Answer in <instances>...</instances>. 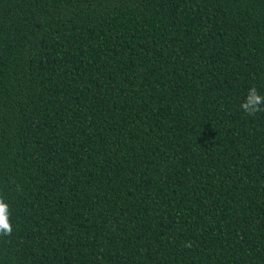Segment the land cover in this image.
<instances>
[{
  "label": "trees",
  "instance_id": "obj_1",
  "mask_svg": "<svg viewBox=\"0 0 264 264\" xmlns=\"http://www.w3.org/2000/svg\"><path fill=\"white\" fill-rule=\"evenodd\" d=\"M253 86L264 0H0V264H264Z\"/></svg>",
  "mask_w": 264,
  "mask_h": 264
},
{
  "label": "clouds",
  "instance_id": "obj_2",
  "mask_svg": "<svg viewBox=\"0 0 264 264\" xmlns=\"http://www.w3.org/2000/svg\"><path fill=\"white\" fill-rule=\"evenodd\" d=\"M264 96L258 93L256 87H251L247 94L246 100L242 103V110L249 116L264 111ZM13 231L12 224L10 223V208L9 205L0 198V235H11ZM186 246L191 247V243Z\"/></svg>",
  "mask_w": 264,
  "mask_h": 264
}]
</instances>
